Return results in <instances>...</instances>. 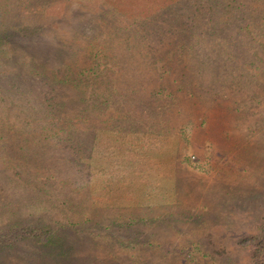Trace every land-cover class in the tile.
Wrapping results in <instances>:
<instances>
[{"label": "rangeland", "instance_id": "rangeland-1", "mask_svg": "<svg viewBox=\"0 0 264 264\" xmlns=\"http://www.w3.org/2000/svg\"><path fill=\"white\" fill-rule=\"evenodd\" d=\"M189 2L0 0V30L15 32L16 26H22V31L17 30L20 36L34 32L36 38L42 32L46 41L65 46L81 38L85 22L100 20L98 15L105 8H118L122 13L112 24L95 25L102 49L106 50L109 33L119 39L123 38L118 34L121 30L134 32L133 36L142 38L135 49L138 63L128 67L142 76L138 81L143 89L160 85L166 62L172 64L173 75L187 72L194 89L193 99L177 92L166 116L170 129L141 133L146 140L143 147L138 146L137 133L120 140L115 136L93 139L91 158L84 160L92 175L83 185L91 198L86 194L85 203L75 208L66 207V202L50 205L55 199L38 192L25 175L9 167L0 151V226L15 220L32 225L40 216L45 222H69L60 229L66 241L53 246L26 237L25 232L14 233L0 244V264H252V244L261 237L258 253L264 254V57L254 53L256 49L264 52L263 46L254 43L252 47L248 38H244L245 47L243 42L228 46L237 56L229 63L256 62L245 77L240 75L241 68L224 64L226 57L218 60V66L215 62L209 67L201 64L200 54L192 56L193 44L201 42L186 23L192 12ZM263 6L251 4L253 12L242 17L243 24L252 27V16L264 14ZM213 14L219 17L221 12ZM159 22L172 27L164 31L161 49L146 41L147 36H155L149 34V27L158 28ZM223 22L229 41L247 32L235 34V23L228 18ZM256 24L255 29L260 30L264 20L258 18ZM137 25L145 26L142 32ZM216 32L206 33L209 48L223 43V34ZM18 40L21 38L8 42L12 56L3 62L15 73L26 68L27 56H33L36 63L32 73L65 66L49 52L45 40L29 47L19 45ZM184 42L187 48L181 54ZM100 55L99 73H117L120 64ZM94 75L92 70L86 71V77ZM3 77L0 80L6 83ZM248 79L252 83L247 84ZM14 81L17 83L16 78ZM5 83L0 82V97H10L14 103L17 95L6 90L9 85ZM247 85L256 88L259 102L252 101L254 88ZM85 91L89 103L98 101L91 88ZM165 105L163 102L162 106L169 107ZM82 118L84 135H92L90 121ZM187 156H192L194 165L186 163Z\"/></svg>", "mask_w": 264, "mask_h": 264}, {"label": "trees", "instance_id": "trees-1", "mask_svg": "<svg viewBox=\"0 0 264 264\" xmlns=\"http://www.w3.org/2000/svg\"><path fill=\"white\" fill-rule=\"evenodd\" d=\"M188 1H190L192 12L188 15L186 23L195 38L201 42L193 44L195 52L192 56L200 54L203 58L199 62L206 64L207 67L213 62L218 66V60L226 57L224 64L228 63L227 67L241 68V77L247 76L250 66L256 62L247 60L242 63L239 61L233 62L235 64L229 63L237 56H234L227 48L232 45L230 43L239 45L237 42H243L242 46H244V38H248L251 40L252 47L256 43L263 46L264 50V25L260 30L255 29L256 21L258 18L264 20V14L256 12L255 17L252 16V27L250 23L243 24L242 18L253 12L251 4L259 2L264 5V0H186V3ZM215 12H221L220 16L213 14ZM121 13L122 11L118 8L114 10L105 8L98 15L100 20L96 21L92 18L85 22L81 28V38H76L74 42L67 43L66 46L46 41L43 38L47 37L42 32L38 33L36 38L32 36L34 32H25L23 36H20L22 26H16L15 32L0 30V75L7 79L6 83L3 80L0 82L9 85L6 90H11L17 95L16 98L14 97L16 99L14 103L10 97H0V103H2L0 104V151L9 167L25 175L29 184H34L38 192L48 194L56 200L50 204L53 207L66 202V207L75 208L85 203L86 194L88 199L91 198L83 185L88 182L85 179L92 175V169L84 160L91 158L93 139H110L115 136V140H120L121 137H131L137 133L140 134L137 137L138 146L143 147L146 140L141 133L144 135L147 132L154 133L163 127L170 129L169 117L166 116L171 109L170 101L177 92H181L189 99L194 97V89L190 80H187L189 74L184 71L173 75V66L170 62H166L162 70L159 86L154 89L141 87L142 81L138 80L142 79V76H137L128 67L138 63L135 49L142 38L133 36L134 32L126 34L124 30H121L118 34L121 33L123 38L119 39L109 33L105 39L106 50L102 49L101 39L97 38L99 30L95 25L99 23L101 26L110 25ZM208 13L213 15L207 17ZM227 18L235 23L237 27L235 34L237 31L244 33V29L247 32L229 41L227 36H224L226 28L223 21ZM182 23L185 24L180 22L181 25ZM159 25L158 28L152 26L154 30L149 27V34L155 36H147L149 40L146 41L148 44L151 43L152 47L161 49L164 31L172 27L168 28L162 22H159ZM137 26L140 27L141 32L145 27ZM111 29L113 32L114 28ZM176 29L181 30L178 26ZM190 30L188 32L191 33ZM215 31H218L216 32L218 36L220 32L223 34V43L217 42L209 48L204 38L206 33L215 34ZM18 38H21L18 40L19 45L25 47L36 46L45 40L46 48H50L49 52H54L60 64L63 61L62 64L65 66H54L51 70L32 73L36 63L31 59L33 56H27L24 58L26 61L24 70L15 73V69L6 68L3 62L12 56L7 46L8 42H15ZM22 38H24L23 41ZM53 48H57L58 53ZM186 48L184 42L179 52L182 54ZM101 53L107 59H113L114 65L120 64L117 73L114 71L110 75L99 73L97 65L103 61V58H100ZM254 53L258 57H264V52L258 49ZM80 59L83 60L75 64ZM73 65L75 66L72 67ZM90 70L95 72V75L86 77V71ZM125 70L129 72L130 79ZM15 78L17 83L14 81ZM167 78L170 80L163 85ZM248 80L250 81L247 84L252 83L251 79ZM173 85L176 87L174 88ZM247 86L254 88L251 85ZM87 88H91V95L98 99L96 103H93L94 105L89 103L90 97H87L88 94L85 91ZM254 95L251 97L252 101L257 99L259 102V93L256 88H254ZM163 102L169 107L162 106ZM82 117L90 121L93 127L91 133L94 136L90 133H87L88 136L84 135L80 124V120L84 119ZM194 161L192 156L186 158V163L190 165H194ZM80 179L83 181L80 182ZM79 196L83 197L82 200ZM62 209H64L63 206ZM41 218L40 220L36 218V223L32 225L21 220L7 221V224L0 226V244L18 232H25L26 237L36 238L47 246L66 241L67 238L60 229L67 227L69 222L63 223L56 220L51 223ZM262 241L263 237L259 238V242L252 244V264H264V254L261 257L258 253Z\"/></svg>", "mask_w": 264, "mask_h": 264}]
</instances>
